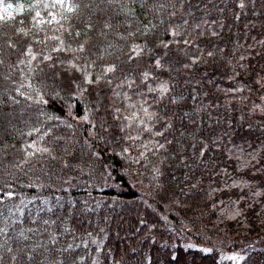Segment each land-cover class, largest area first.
I'll list each match as a JSON object with an SVG mask.
<instances>
[{
  "label": "trees",
  "instance_id": "obj_1",
  "mask_svg": "<svg viewBox=\"0 0 264 264\" xmlns=\"http://www.w3.org/2000/svg\"><path fill=\"white\" fill-rule=\"evenodd\" d=\"M0 264H264V0H0Z\"/></svg>",
  "mask_w": 264,
  "mask_h": 264
},
{
  "label": "rangeland",
  "instance_id": "obj_2",
  "mask_svg": "<svg viewBox=\"0 0 264 264\" xmlns=\"http://www.w3.org/2000/svg\"><path fill=\"white\" fill-rule=\"evenodd\" d=\"M13 9L12 5L3 4V13L8 14ZM235 257V256H234Z\"/></svg>",
  "mask_w": 264,
  "mask_h": 264
},
{
  "label": "snow or ice",
  "instance_id": "obj_3",
  "mask_svg": "<svg viewBox=\"0 0 264 264\" xmlns=\"http://www.w3.org/2000/svg\"><path fill=\"white\" fill-rule=\"evenodd\" d=\"M37 15H39V14H37ZM112 69L111 68H108V69H106V71H111ZM86 79H88L89 80V82H91V79H90V77L89 76H86ZM87 117H85V119H86Z\"/></svg>",
  "mask_w": 264,
  "mask_h": 264
}]
</instances>
